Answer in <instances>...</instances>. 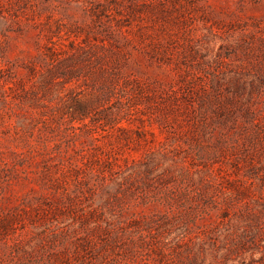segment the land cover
<instances>
[{"label": "rangeland", "instance_id": "obj_1", "mask_svg": "<svg viewBox=\"0 0 264 264\" xmlns=\"http://www.w3.org/2000/svg\"><path fill=\"white\" fill-rule=\"evenodd\" d=\"M0 264H264V0H0Z\"/></svg>", "mask_w": 264, "mask_h": 264}]
</instances>
